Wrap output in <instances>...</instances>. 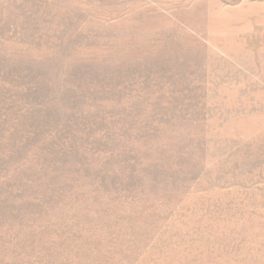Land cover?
Masks as SVG:
<instances>
[{"label":"rangeland","instance_id":"1","mask_svg":"<svg viewBox=\"0 0 264 264\" xmlns=\"http://www.w3.org/2000/svg\"><path fill=\"white\" fill-rule=\"evenodd\" d=\"M0 264H264V0H0Z\"/></svg>","mask_w":264,"mask_h":264}]
</instances>
